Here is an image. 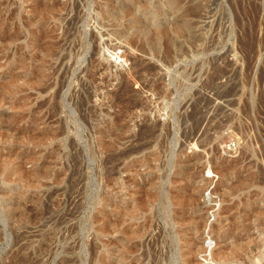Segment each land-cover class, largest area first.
I'll return each mask as SVG.
<instances>
[{"label":"rangeland","instance_id":"rangeland-1","mask_svg":"<svg viewBox=\"0 0 264 264\" xmlns=\"http://www.w3.org/2000/svg\"><path fill=\"white\" fill-rule=\"evenodd\" d=\"M263 243L264 0H0V264Z\"/></svg>","mask_w":264,"mask_h":264},{"label":"bare ground","instance_id":"bare-ground-1","mask_svg":"<svg viewBox=\"0 0 264 264\" xmlns=\"http://www.w3.org/2000/svg\"><path fill=\"white\" fill-rule=\"evenodd\" d=\"M264 244V243H263ZM263 249V250H262ZM261 250H262V255H261V257H259L261 260H264V245L261 247ZM259 254H260V252H259Z\"/></svg>","mask_w":264,"mask_h":264}]
</instances>
